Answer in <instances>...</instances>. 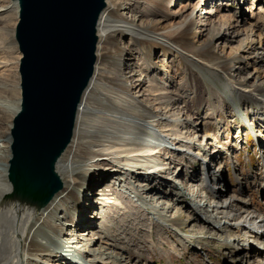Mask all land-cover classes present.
I'll list each match as a JSON object with an SVG mask.
<instances>
[{"label":"rangeland","instance_id":"1","mask_svg":"<svg viewBox=\"0 0 264 264\" xmlns=\"http://www.w3.org/2000/svg\"><path fill=\"white\" fill-rule=\"evenodd\" d=\"M110 1L116 2L112 11L116 16H124L144 27L155 24L170 28L183 20L190 23L192 19L188 45L209 42L213 57L219 55L232 62L224 78L245 80L248 86L235 88L233 94L224 87L225 81L220 82L221 79L219 81L212 74L199 71L184 55L167 47L148 45L145 49L129 31H121L96 43L101 52H106L105 60L97 63L102 78L96 83L110 85L105 77L120 78L124 88L117 87L115 92L122 96V92L130 94L159 115L151 127L167 136V142L151 155L154 161L139 163L125 162L124 153L105 149V135H100L95 142L84 140L80 149L85 147L102 154L89 156L87 160L94 164L90 167L94 172L91 171L87 179L98 182L92 183L90 188L73 190L72 198L62 203L63 208L74 210L69 220L75 226H68L67 232L82 236L84 241L80 239L82 242L78 243H84L82 250L83 247H101L118 255L116 259H102L98 264H109V260L110 264H117V261L118 264H246L249 257L250 262L258 259L264 264V258H258V251L264 254V244L237 219L240 212L220 213L215 208L226 198L227 204L234 205L238 203L236 199L242 198L248 203L249 211L264 215V99H261L264 98V0ZM11 3V0H0L1 9H6L0 13V83L6 84L0 93L7 91L15 100L19 97L18 85L22 81L19 68L23 55L14 38L13 30L19 21ZM234 29L238 34L233 33ZM211 33L221 34L209 41ZM235 58L238 60L234 61ZM169 100H175L184 113L175 115L177 117L167 113L165 103ZM1 114L0 135H4L14 116L9 118ZM91 114L81 127L87 128L93 122ZM175 118L181 119L177 133L167 135L168 131H173L167 124ZM122 135L131 137L133 134L114 132V136ZM64 158L71 157L66 152ZM121 167L132 172L124 183L136 187L137 192L126 189L122 186L124 183L114 184ZM209 167L224 182L220 188L207 180ZM148 177L149 183L157 184V188L143 201V192L136 183ZM207 186L213 187L217 194ZM104 187L112 189L103 195V204L84 208L101 197L95 193H100ZM179 192L184 195L182 201L178 199ZM127 197L135 204L133 208H122V201ZM77 198L86 199L84 209H76ZM160 199L167 201L169 208L161 218H156L150 206L158 203L161 207ZM107 203L109 205H105ZM58 214L61 220L54 221L55 224L67 222L61 218L62 212ZM209 215H212V222L206 219ZM90 216L92 222L85 224L84 219ZM263 228L255 229L264 233ZM85 231L90 232L89 235L83 234ZM94 232L100 237L95 238ZM63 238L69 237L64 234ZM239 239L246 250L236 254L234 250ZM69 252L66 251L68 255ZM77 257L86 263L85 258ZM46 263L54 264V259L47 258Z\"/></svg>","mask_w":264,"mask_h":264},{"label":"bare ground","instance_id":"2","mask_svg":"<svg viewBox=\"0 0 264 264\" xmlns=\"http://www.w3.org/2000/svg\"><path fill=\"white\" fill-rule=\"evenodd\" d=\"M11 1V7L14 10V14L17 15V21H19L22 10L21 1ZM115 3V1L103 0V7L98 13L94 24L95 51L93 71L69 117L40 108L33 109L34 106L26 102L21 85H18L20 98L18 97L15 100L8 96L7 91L0 93V112L9 118L14 116L12 125L9 122L5 134L0 135V264H47V258L54 259V264H98L102 259H116L118 257V255L101 247L90 249L83 247L82 250V244L84 243L78 245L79 242H82L80 240L83 239L82 236L67 232L68 226H75V223L69 220L70 213H74V210L63 208L62 203L68 197L72 198L71 193L73 190L90 188L92 183L95 182L96 185L98 182L95 180L88 181V175L91 171L94 172L90 167L94 166V164H89L87 160L89 156L95 157L102 154L86 150L85 147L80 149V147L84 140L86 142H95L100 135H105L107 143L104 148L114 149L116 153H124L125 159L123 161L148 163L155 160L151 155L155 150L162 147L163 142H167V136L159 134L151 127L159 115H156L154 111H151L149 107L143 105L130 94L122 92V96L120 93L115 92L117 87L124 88L122 83H120V78L117 76L112 78L105 77V80L109 81L110 85L104 82L96 83L98 78H102L97 63L99 60H105L106 57V52H101V47L97 45L100 40L111 37L113 34H119L121 31H129V34L137 37L139 44L145 49L148 45L159 48L167 47L180 55H184L199 71L212 74L219 81L221 79L220 82L225 81L224 87L233 94L237 90L235 88L244 89L248 86L245 80L237 81L230 76L224 78L232 62L223 60L219 55L213 57L214 54L210 50L209 42L200 46L188 45L192 19H190V23L183 20L177 26L170 28H162L155 24L144 27L134 23V20L126 19L124 16H116L112 12ZM1 7L3 5H0V13L6 10L5 8L1 9ZM13 32H15L14 38L18 45L16 27ZM233 33L235 35L238 34V30L234 29ZM220 34L212 35L211 33L209 41L220 36ZM222 36L226 38L224 34ZM13 45L15 44L13 43ZM17 48H19V45ZM237 60V58L234 59V61ZM132 70L133 68L131 67ZM138 75L137 78H140V74ZM5 86L6 84L1 82L0 90ZM99 94L101 95L100 97L98 96ZM4 102L8 103V106ZM258 103H261V101ZM165 110L173 116L184 113L183 108L175 100L167 101ZM91 112L93 113L91 114ZM89 114L93 116L90 119L93 122L87 125V128L81 127L86 117L90 116ZM162 115H165V113ZM1 117L2 114L0 115V123ZM180 120V118H175L172 123L167 124L173 130L168 131L167 135L174 136L177 133L176 129L180 126ZM35 130L39 132V139L31 146V136ZM61 130H66L70 133L66 136L68 137L67 140H57V134L63 133ZM114 132L133 135L131 137L114 136ZM112 139L113 141H111ZM172 141L177 143L175 139ZM66 152L67 156L71 157L70 159L64 158ZM214 158L212 157L211 159L214 160ZM117 162L120 163L119 161ZM122 168L119 171L121 174L115 176L114 184L120 185L124 183L125 179L132 173L127 168L125 169L128 171H124ZM206 174L207 180L212 184L214 183L215 187L220 188L219 186L224 185L220 175L213 168L209 167L206 169ZM57 182L60 186L57 185ZM136 184L138 189L143 192L141 198L143 201L157 188V184L153 186L149 183V177L147 180ZM122 186H126V189L133 192L138 191L131 184L126 185L124 183ZM206 188L217 194L213 187L207 186ZM111 189L110 187H104L100 193H95V196L96 194H101V197L87 203L84 208L95 207L98 204L102 205L103 195ZM219 192L222 193L221 190ZM183 196L182 192L178 193L180 201L183 200ZM130 199L127 197L122 201V208H133L135 206ZM227 201L228 198L223 203H216L218 206L215 208L220 213L227 214L238 210L240 215H237V219L246 225V228L254 234L255 239H261L264 244V233L255 229L264 227V215L255 210L249 211L248 203L242 198L236 199L235 203H238L235 205L227 204ZM83 202L86 203V199L82 201L77 198V208H75L77 210L84 209ZM158 202L162 203L161 207L157 205L158 203L150 207L152 214L156 218H161L165 214L166 209L169 208V203L161 199ZM236 206L237 209H234ZM60 212H62L61 218L67 222H59L56 225L54 221L61 220L59 219L60 214H58ZM77 213L82 214L80 211ZM84 216L86 217L87 215ZM91 219L92 216L84 219V223H91ZM206 219L210 222L213 221L212 215H209ZM89 233L85 231L83 234L89 235ZM64 234L68 235L69 238L62 239ZM93 234L95 238L100 237L98 232ZM234 241L236 244L235 238ZM237 241L239 243H237L234 252L240 254L246 249L243 248L245 245L240 243V239ZM66 251L77 255L72 257L73 255L70 252L68 255ZM78 255L85 258L86 263L77 257ZM250 258H248L246 264H261L258 259L250 262ZM258 258H264V254L260 251H258ZM108 262L110 264V260Z\"/></svg>","mask_w":264,"mask_h":264},{"label":"water","instance_id":"3","mask_svg":"<svg viewBox=\"0 0 264 264\" xmlns=\"http://www.w3.org/2000/svg\"><path fill=\"white\" fill-rule=\"evenodd\" d=\"M20 1L16 40L23 96L33 109L69 117L93 71L94 24L103 0ZM61 131L57 140H67L70 133ZM38 133L33 131L31 146Z\"/></svg>","mask_w":264,"mask_h":264}]
</instances>
